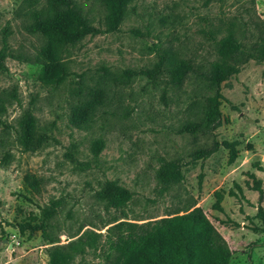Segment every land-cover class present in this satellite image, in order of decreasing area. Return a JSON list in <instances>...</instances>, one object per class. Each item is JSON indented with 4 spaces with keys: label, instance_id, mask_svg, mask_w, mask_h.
Here are the masks:
<instances>
[{
    "label": "rangeland",
    "instance_id": "1",
    "mask_svg": "<svg viewBox=\"0 0 264 264\" xmlns=\"http://www.w3.org/2000/svg\"><path fill=\"white\" fill-rule=\"evenodd\" d=\"M73 1L90 25L104 29L106 13L97 0ZM44 6L45 0H0V264H47L50 245L41 234L29 237L15 225L58 198L63 205L52 220V235L57 245L82 251L71 264H105L106 232L118 222L142 224L193 205L225 239L230 264H264V226L257 216L258 206L264 211V195L259 204L258 194L246 186L252 184L249 172L257 171L253 163L264 162V64L249 61L221 85L222 117L213 135L218 142L238 141L239 151L252 143L251 150L263 155L232 174L223 147L206 160L191 161L193 151L211 145L210 136L179 132L203 117L212 94L204 83L187 75L180 86L169 87L165 78L153 82L124 74L152 69L158 52L166 57L165 68L185 61L207 71L218 57L211 36L220 40L228 32L254 48L264 23V0L207 5L204 0H132L116 32L58 49L66 68L59 84L42 83L35 62L46 39L29 30L30 13ZM26 111L41 132L55 138L35 153L22 152L14 130ZM97 141L103 147L94 162L91 148ZM67 149L90 168H74ZM162 159H180L184 179L158 196L156 171ZM27 175L40 180L39 194L28 192ZM105 180L133 193L124 208L106 209L96 200L94 193ZM227 219L236 225L219 223Z\"/></svg>",
    "mask_w": 264,
    "mask_h": 264
},
{
    "label": "trees",
    "instance_id": "2",
    "mask_svg": "<svg viewBox=\"0 0 264 264\" xmlns=\"http://www.w3.org/2000/svg\"><path fill=\"white\" fill-rule=\"evenodd\" d=\"M105 10L104 29L88 23L75 6L73 0H45V6L40 11H32V22L29 30L46 39L45 44L35 57L39 66V79L44 84H59L66 76V68L60 62L58 49L74 44L86 36L116 32L125 15L127 6L132 0H97ZM211 0H204L207 5ZM260 33L256 46L248 49L238 41L232 32L220 40L211 36V40L218 46L217 59L209 64L207 71H197L191 63L179 61L169 63L165 68L166 57L158 52V62L149 70L127 71L126 78L143 76L155 82L159 77L165 78V86H180L187 75H193L204 83L211 91L208 105L199 122H189L182 126L180 133L194 135L202 133L211 137V145L200 148L190 154L192 162L206 160L216 153L220 147L228 152L227 164L231 165L238 157V141L218 142L213 135L221 122L220 106L223 101L221 85L232 77H236L241 68L249 61L264 64V23L260 25ZM211 35V34H210ZM164 95H162V98ZM19 146L23 153H35L46 143L55 142V138L39 130L35 118L26 111L14 128ZM103 142L97 141L91 148L92 159L97 161L102 150ZM251 144H246L251 150ZM66 156L74 168L88 170L90 162H80L67 149ZM183 164L180 159L160 161L156 171V178L160 183L157 195L166 193L172 186L183 181ZM258 171L263 169L254 164ZM252 184L246 183L251 191L258 194V203L263 200V184L253 174H248ZM203 175L198 176V184ZM24 183L31 194L40 193V180L32 175L24 177ZM240 190V187H237ZM241 191V190H240ZM96 200L104 204L106 209L119 210L124 208L132 199L133 193L116 181L105 180L100 189L94 193ZM244 199L243 195H240ZM61 198L50 199L44 206H39V215L30 213L28 218L15 225L21 233L28 236L39 232L47 249V264H71L76 254L82 253L76 245H57L58 241L52 234L53 218L62 207ZM257 216L264 226V211L258 206ZM228 226L236 225L227 219L219 221ZM239 225H237L238 227ZM264 228V227H263ZM254 232L260 229L252 226ZM264 245V244H263ZM231 250L225 239L214 227L212 222L200 207L193 205L183 213L174 211L162 218L142 224L118 222L107 229L105 236L104 259L105 264H230Z\"/></svg>",
    "mask_w": 264,
    "mask_h": 264
},
{
    "label": "crops",
    "instance_id": "3",
    "mask_svg": "<svg viewBox=\"0 0 264 264\" xmlns=\"http://www.w3.org/2000/svg\"><path fill=\"white\" fill-rule=\"evenodd\" d=\"M246 144H248V143H246ZM246 144H245V146H246ZM249 144H252V143H249ZM241 145V144H240ZM239 145V146H240ZM238 146V147H239ZM238 147H237V150H238ZM252 150H253V147H252ZM252 150H247V148H246V150H243V151H239L238 150V157H237V159L235 160V162L233 163V164H231V165H229V169H230V171H231V173L230 174H232V172H238V171H241V169H242V167L244 166V165H246V164H248L249 162H250V160L254 157V156H261V157H263V155H261L260 153H256L255 151H252ZM241 155V156H240ZM262 159H259V161H260V163H258V162H256V163H258V165L263 169V171H250L249 172V174H253L254 176H255V178L257 179V180H260L261 181V177H260V174H262V175H264V162L263 161H261ZM254 164L255 163H253V167H254ZM255 168V167H254ZM256 169V168H255ZM241 178H245L244 176L243 177H241ZM246 180H249V179H247L246 178ZM250 181H252L251 179H250ZM262 182V184H263V186H262V188L264 187V183H263V181H261ZM245 183V182H244ZM253 193H256V192H254V191H252ZM252 192H250V193H252ZM264 192V191H263ZM241 193H242V191H241ZM243 195V197H244V195H245V193H243L242 194ZM263 195H264V193H263ZM256 196H257V194H256ZM256 196H255V198H256ZM258 197V196H257ZM245 200H246V198H245ZM252 202V201H251ZM239 205H241V203H238Z\"/></svg>",
    "mask_w": 264,
    "mask_h": 264
}]
</instances>
